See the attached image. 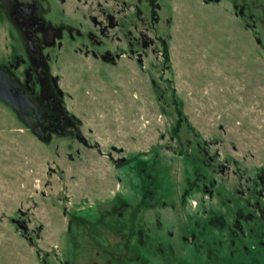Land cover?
<instances>
[{"label":"rangeland","instance_id":"rangeland-1","mask_svg":"<svg viewBox=\"0 0 264 264\" xmlns=\"http://www.w3.org/2000/svg\"><path fill=\"white\" fill-rule=\"evenodd\" d=\"M65 3L83 35L54 70L88 145L44 143L0 101V264H264V0ZM101 9L116 67L78 50Z\"/></svg>","mask_w":264,"mask_h":264},{"label":"flooded vegetation","instance_id":"flooded-vegetation-1","mask_svg":"<svg viewBox=\"0 0 264 264\" xmlns=\"http://www.w3.org/2000/svg\"><path fill=\"white\" fill-rule=\"evenodd\" d=\"M66 1L79 0H57L58 4H54V10L51 7L52 0H0V28L7 33L9 43L7 53L0 55V68L8 72L15 81L12 93L15 97H20L25 106L22 112L28 126L21 123L29 132L44 143H50L54 138L72 136L87 146L86 140L81 136L79 122L67 110L64 94L58 85L59 79L54 70L56 53L65 48L66 42L74 43L83 35L77 25L64 21L67 9L63 5ZM119 1L122 3L119 8L121 13L126 0ZM136 1L139 3L143 0ZM145 1L150 3L151 16L154 18V0ZM240 7V13L243 14L244 7ZM134 9V15L138 18L141 11L137 5ZM98 12V18L89 16L94 33L87 34L88 39L94 38V48L97 50L89 49L90 43L84 48L79 47L78 50L84 51L85 56L90 55L93 60L99 61L100 65L116 67L126 56V38L123 40L116 36V44L113 47L109 44L104 50L101 49V43L111 39L113 31L117 29L118 21L115 18L118 11L115 14L107 9ZM149 45L151 46L152 42L140 35L138 46L146 49ZM135 55L134 62L142 67V54L137 51ZM252 217L253 215L250 216Z\"/></svg>","mask_w":264,"mask_h":264},{"label":"water","instance_id":"water-1","mask_svg":"<svg viewBox=\"0 0 264 264\" xmlns=\"http://www.w3.org/2000/svg\"><path fill=\"white\" fill-rule=\"evenodd\" d=\"M14 82L15 81L13 77L8 72L0 68V101L7 107L11 108L16 113L17 118L26 126H28L27 121L25 120V114L22 112L25 106H23L21 98L15 97L12 93V88L15 84ZM121 162V160L116 161L115 165H119ZM259 180L262 183V176L259 178ZM17 225L23 229L24 232H26L22 223L18 222Z\"/></svg>","mask_w":264,"mask_h":264}]
</instances>
